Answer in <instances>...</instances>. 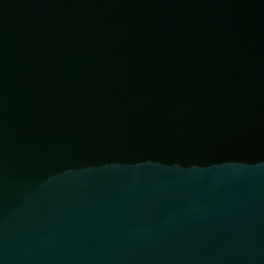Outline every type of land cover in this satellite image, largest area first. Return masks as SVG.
<instances>
[{
    "label": "water",
    "instance_id": "water-1",
    "mask_svg": "<svg viewBox=\"0 0 264 264\" xmlns=\"http://www.w3.org/2000/svg\"><path fill=\"white\" fill-rule=\"evenodd\" d=\"M0 264H264V0H0Z\"/></svg>",
    "mask_w": 264,
    "mask_h": 264
}]
</instances>
